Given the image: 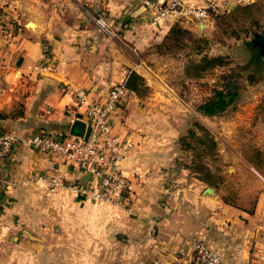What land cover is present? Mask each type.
Listing matches in <instances>:
<instances>
[{
    "label": "crops",
    "instance_id": "1",
    "mask_svg": "<svg viewBox=\"0 0 264 264\" xmlns=\"http://www.w3.org/2000/svg\"><path fill=\"white\" fill-rule=\"evenodd\" d=\"M26 3L10 0L7 6L0 5V22L4 14L15 22L6 30L0 25V112L17 104L24 107L22 117L0 119V129L17 136L10 156L0 164V172L14 183L0 191V236L23 242L28 254L49 249L60 264L68 255L72 256L69 264H197L192 239L215 250L223 264H259L258 255L264 254V165L256 169L236 154L244 166L236 168L235 177L247 171L258 184L245 210L224 203L215 188L211 194L204 193L206 185L187 177L185 168L171 166L172 162L160 166L159 159L150 157L152 137L142 133L146 131L143 113L156 91L148 80L151 71L137 51L161 39L172 20L149 26L140 0ZM100 15L106 20V31L92 21ZM27 22L34 26L28 27ZM199 27L203 28L197 22ZM131 70L144 78L150 92L143 99L129 95L110 119L112 129L133 142L121 161L123 173L145 175L142 183L132 180L129 211L78 195H49L41 184L25 181L32 172L60 170L67 181L82 182L83 170L55 163L31 150L23 139L37 128L69 136L72 120L84 122L69 88L79 86L90 99L101 100L107 88L123 81ZM260 148L264 155V137ZM174 154L170 153V161ZM51 207L61 213L54 223L70 222L71 230L56 229L55 244L48 248L44 239L51 234L52 221L40 213L47 214ZM64 212L69 215L63 216Z\"/></svg>",
    "mask_w": 264,
    "mask_h": 264
},
{
    "label": "rangeland",
    "instance_id": "2",
    "mask_svg": "<svg viewBox=\"0 0 264 264\" xmlns=\"http://www.w3.org/2000/svg\"><path fill=\"white\" fill-rule=\"evenodd\" d=\"M26 1L28 5L30 0ZM185 1L188 5L198 7L212 4L213 8L208 10L207 25L203 28H197L194 19L183 16L172 22H177L195 37L206 38L207 43L204 52L211 56H226L228 65L222 71L230 74L235 72L236 66L242 65L246 58L241 41L249 38L250 30L258 31L264 25V0ZM9 2L10 0H0V5L7 6ZM94 19H101L104 27L97 24ZM1 20H3L2 23L0 22L2 30H6L7 26L15 24L11 15L4 14ZM92 21L100 30L106 31L107 23L102 15L92 18ZM159 40L137 51V57L151 71L150 75L147 76H149L148 80L152 81L156 91L150 100L151 104L148 105V110L144 112L145 114L143 113V116H146L143 119L146 123V131L142 133L152 137V142L148 145L152 153L150 157L159 159L160 166H170V162H172L171 166L183 167L189 162L190 152L178 150L176 139L179 135L184 134L186 128L194 120L198 121L209 130L216 142V155L214 159L208 161V164L213 173L219 174L220 179L216 186L212 187L199 181L194 173L185 168L188 171L187 177L196 179L202 185L215 188L222 194V197L231 200L234 206L249 210L248 205L250 206L253 200L252 190L258 191L255 188L258 184H254V180L247 171H243L239 177H235L236 168L244 166L236 154L239 153L243 157L247 156L250 146L257 147L261 151L260 146L264 137V105L260 103V100L264 94V70L263 77L257 76L252 70L236 73L231 82L234 81L237 84L240 97L234 107L219 115L202 116L194 111V107L204 93L200 92L194 81L185 79L182 74L185 55L189 53L188 48L177 51L175 54L158 55L153 46ZM247 74H250L249 80L246 78ZM205 80L210 82L211 77H206ZM112 85L114 84L110 86ZM149 92L150 89L147 86L146 94L139 98L147 97ZM172 103L177 105L172 107ZM11 109L7 112H10ZM22 109L24 114L23 106ZM36 130L56 133L54 129L37 128ZM0 131L11 130L0 129ZM174 136L176 139L172 140ZM171 152L175 154L170 161ZM166 154H168V159L164 158ZM243 161L245 162L244 159ZM62 196H66V194ZM46 213H40V215L46 218L51 217L52 222L49 225L51 234L44 239L49 248L55 244L53 233L56 232V229L57 232H69L71 224L70 222H67L66 226L65 223L64 226L55 224L53 218L57 216L60 218L61 213L53 207L48 209ZM66 214L69 215L66 212L62 215L65 216ZM22 245L23 242L15 243L8 240L5 235L0 236V264H60L58 256L50 254L49 249L40 255H34L23 250ZM70 258H72L71 255L63 257V263L69 264L67 261Z\"/></svg>",
    "mask_w": 264,
    "mask_h": 264
},
{
    "label": "built area",
    "instance_id": "3",
    "mask_svg": "<svg viewBox=\"0 0 264 264\" xmlns=\"http://www.w3.org/2000/svg\"><path fill=\"white\" fill-rule=\"evenodd\" d=\"M141 6L148 13V25L156 26L160 21H175L180 16L194 19L195 24L205 27L209 20L207 6H192L183 0H140ZM104 27L101 19H94ZM41 70L45 68L41 67ZM75 104L84 116L82 136H62L59 133L35 130L23 140L31 150L53 160L60 165L75 166L88 175L84 183L69 182L64 173L55 170L50 174L29 173L25 181L41 184L49 195L73 194L98 204L129 211V194L132 180L144 182L145 175L132 172L131 176L123 173L121 161L133 146L129 137H122L112 129L110 119L119 112L123 102L132 93L123 81L107 88L103 99L93 100L88 92L79 87H70ZM17 136L11 131H0V164L11 154ZM14 183L0 172V191ZM190 247L198 264H223L219 254L201 240H190ZM259 264H264V254L258 255Z\"/></svg>",
    "mask_w": 264,
    "mask_h": 264
},
{
    "label": "trees",
    "instance_id": "4",
    "mask_svg": "<svg viewBox=\"0 0 264 264\" xmlns=\"http://www.w3.org/2000/svg\"><path fill=\"white\" fill-rule=\"evenodd\" d=\"M206 43V38L195 37L177 22H172L153 48L158 55L175 54L177 51L188 48L189 53L185 55L182 67L183 77L194 81L200 92L204 93L195 105L194 111L202 116L211 117L234 107L239 100L240 91L237 84L234 81L231 82L236 72L230 74L222 71L228 65V58L224 55H207L204 52ZM216 72L218 74H215ZM206 77H211V81L205 80ZM123 85L137 97H142L147 92L143 77L133 70L127 73ZM260 103L264 105V94ZM22 115V104H17L10 112H0V119L13 120ZM176 142L178 150L190 152L189 162L183 167L194 173L202 183L215 187L220 176L213 173L208 164V161L214 159L216 155V142L209 130L194 120L184 134L177 137ZM248 149L249 154L244 157L245 161L254 168L260 169L264 162L262 152L254 146ZM221 198L224 203L233 205L231 200Z\"/></svg>",
    "mask_w": 264,
    "mask_h": 264
},
{
    "label": "water",
    "instance_id": "5",
    "mask_svg": "<svg viewBox=\"0 0 264 264\" xmlns=\"http://www.w3.org/2000/svg\"><path fill=\"white\" fill-rule=\"evenodd\" d=\"M141 8L144 9L143 7ZM241 44L243 46V52L246 54V58L242 65L236 66L235 72L241 73L252 70L253 73L257 74V76H262L264 70V25L258 31L250 30L249 38L243 39ZM249 75L250 74L246 75L247 80H249ZM84 127L85 124L83 121L78 119L72 120L69 128V134L73 136H82ZM87 177L88 175L85 176L82 183H84ZM203 191L206 194H211L214 189L206 186Z\"/></svg>",
    "mask_w": 264,
    "mask_h": 264
},
{
    "label": "bare ground",
    "instance_id": "6",
    "mask_svg": "<svg viewBox=\"0 0 264 264\" xmlns=\"http://www.w3.org/2000/svg\"><path fill=\"white\" fill-rule=\"evenodd\" d=\"M27 26L32 28L34 26V24L32 22H29V23H27Z\"/></svg>",
    "mask_w": 264,
    "mask_h": 264
}]
</instances>
